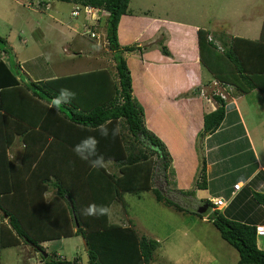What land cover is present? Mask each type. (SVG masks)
<instances>
[{
  "label": "trees",
  "instance_id": "obj_1",
  "mask_svg": "<svg viewBox=\"0 0 264 264\" xmlns=\"http://www.w3.org/2000/svg\"><path fill=\"white\" fill-rule=\"evenodd\" d=\"M60 1L108 12L105 39L114 52L117 76L97 69L23 81L16 77L17 65L3 61L12 49L0 37V249L24 243L42 253L44 242L80 237L86 262L77 256L67 260L41 255V263L149 264L158 242L109 222L111 206L123 203L125 194L152 191L159 203L177 212L184 208L153 187L158 167L174 171L165 144L145 127L143 108L132 96L130 71L121 56L133 50H120L117 36L129 0ZM196 35L199 62L213 80L240 95L258 91L264 96V21L254 40L228 37L225 30L199 28ZM213 101L216 108L203 116L199 141L215 133L225 118L226 102L215 95ZM131 136L138 145L127 143ZM17 138L22 144L18 159L10 156ZM200 164L194 188L205 190L204 157ZM163 177L167 180L165 173ZM194 190L180 192L194 196ZM252 198L264 207V193L253 191ZM201 202L212 207L209 201ZM209 214L221 238L238 253L236 264H264L257 225L231 220L218 210Z\"/></svg>",
  "mask_w": 264,
  "mask_h": 264
},
{
  "label": "rangeland",
  "instance_id": "obj_2",
  "mask_svg": "<svg viewBox=\"0 0 264 264\" xmlns=\"http://www.w3.org/2000/svg\"><path fill=\"white\" fill-rule=\"evenodd\" d=\"M72 8V3L60 0H0V37L4 38L12 49V53L4 58L10 65H16V61L19 60L21 68L19 66L17 69L18 72L21 71V78H25L24 69L40 71L41 77H46L79 74L100 68L109 70L114 79L116 64L114 52L110 50L108 41L104 38L106 35L104 17L99 32H96L99 38H90L85 32L90 21L84 20L83 16L73 18L70 14ZM127 15L137 18L165 19L169 22L184 24L186 27L205 29L212 33L225 30L231 36L254 39L258 37L264 21V0H129ZM49 26L55 27V31H52ZM191 31L192 38L194 35L193 39H196V32ZM163 32L164 30H161V33ZM130 48L133 50L125 55L122 52L121 56H125L124 59L129 62L132 75L136 77L137 71L141 73L142 68L139 66V69L135 70L130 62L142 61L139 59V51L145 48L139 49L136 44L131 45ZM153 48L161 55H165L164 46H160V42ZM23 60L30 62L22 64ZM147 65L152 67L148 70L149 74L158 75L155 70L156 64L147 63ZM211 85L210 83L209 87L202 91L213 98ZM139 87L140 84L137 85V89ZM185 104L187 109L180 111L172 110L166 104L153 118L151 126L154 125L165 134L180 135L182 132L186 134L187 119L193 117L195 126L200 122V115L198 108L188 106L190 102ZM241 106L242 116L249 130L253 131L254 135L259 132L263 133L264 102L261 93L252 91L245 95L241 100ZM150 108L151 106L148 105L146 109L143 108L144 122ZM254 139L256 140L255 137ZM17 141L18 138L13 146H18ZM126 141L137 144L132 136ZM185 146L174 144L172 147L174 150L178 147L181 150H187L182 148ZM259 148L260 145L257 143L258 156L264 161V153ZM196 149L199 161L194 186L200 181L202 158L201 142L198 138ZM10 151L14 153L13 150ZM111 167L108 163L107 168L114 171ZM164 173L167 178L165 183L162 181ZM250 186L253 185H247L246 190H249ZM153 187L159 189L167 199L184 206V210L180 213L173 207L159 203L151 191L138 195L125 194L123 203L115 202L109 214L111 222L125 225L129 221L131 228L139 237L158 242L159 246L149 264H234L239 260L238 253L221 238L219 232L209 221L211 214L203 217L206 218L203 220L199 218L195 210L191 209L193 208L191 205L184 204L182 200H187L192 196L179 195L180 191L175 190L174 175L171 171L162 172L158 167L155 171ZM52 193L53 191H50L46 196L50 197ZM249 204L264 211V207L257 206L253 199H250ZM115 212L121 215L117 220H113ZM240 214L234 215V218H227L239 221ZM2 220L0 213V223ZM47 252L60 254L67 260H72L76 256L81 261L87 259L84 243L80 237L53 241L48 245ZM232 252L234 255L229 261ZM41 255L42 253L23 243L16 247L0 249V264H41Z\"/></svg>",
  "mask_w": 264,
  "mask_h": 264
},
{
  "label": "crops",
  "instance_id": "obj_3",
  "mask_svg": "<svg viewBox=\"0 0 264 264\" xmlns=\"http://www.w3.org/2000/svg\"><path fill=\"white\" fill-rule=\"evenodd\" d=\"M72 4L74 7L75 4ZM106 16L107 14L104 16L105 21ZM49 28L55 31V27L49 26ZM161 30H164V32L161 33ZM191 30L197 32L198 29L186 27L184 24L169 22L165 19L137 18L129 15H123L120 18L117 30L120 50L129 48L133 44H136L138 48L140 46L145 48L139 51V59L142 61L130 62L135 70L139 69V66L142 68L141 73L137 71L136 77L132 75L129 62L125 61L131 74L132 96L140 103L142 108L146 109L147 105L151 106L149 112L146 114L144 124L149 131L165 144L168 152L170 151L171 165L174 170L175 190L177 191H191L195 189V174L199 161L196 149L197 135L202 129L203 116L214 111L216 108L213 98L205 95V92L202 91V89L209 87L213 78L199 62L197 38L193 39L194 35L192 38ZM227 35L228 37H241L231 36L228 33ZM249 39L254 40L253 38ZM159 42L160 46H164L166 50L164 52L165 55H161L158 50L153 48ZM146 47L149 48L147 49ZM126 53L129 52L123 51L122 54L125 55ZM4 57L6 56L3 55V61L8 65L7 59ZM29 62V60H23L21 63L27 64ZM16 63L18 64H16L17 67L20 66L21 68L19 60ZM147 63L151 65L156 64L155 70L158 75L150 73L151 76L148 73V70L152 67H148ZM24 74L25 78H21V71H19L17 77L23 81L31 82L73 75L64 74L41 77L42 73L40 71L31 69L30 71L24 69ZM115 77L116 75L114 79H116ZM138 84H140V87L137 89ZM244 96L232 89L228 100L229 105L225 108V118L221 126L215 133L199 141L201 142L202 157L206 160V189H196L194 196L182 201L184 204L191 205L193 207L191 209L195 211L200 204H205L201 201H209L212 206L211 211L218 210L224 216L232 218H234V215L241 213L240 218H238L240 222L264 227V211H260L258 207L249 204L250 199H253V191H264V161L259 158L257 150V143H259V149L264 153V131L263 133L259 132L254 135L253 131L249 130V126L242 116L243 112L241 110V100ZM189 102V107L192 105L194 109L198 108L200 122L194 126V118L190 117L187 119L188 130L186 134L184 132L180 135H174L173 133L165 134V132L154 125L151 126L153 118L161 112V109L166 104H168L170 109L180 111L186 110L187 106L185 103ZM17 142L18 146H14L11 149L14 153L12 154L10 151V156L16 159H18L22 151L20 140L18 139ZM174 144L186 145L182 148L187 150H181L179 147L177 150H174L172 147ZM162 179L163 183H165V178L163 177ZM250 184L253 186H250L247 191L246 186ZM165 191L167 192L166 189ZM172 192L174 193V191ZM243 192L244 194H241ZM179 193L182 196V193ZM213 201H219L221 204L215 206ZM118 217H121V215L115 212L113 220H117ZM205 219L203 218V220ZM109 222L111 221L109 220ZM118 225L131 227L129 221L125 225ZM52 242L41 244L43 247L42 255L44 258L52 255L62 258L60 254L47 252L48 245ZM257 246L259 249H264V236H258ZM233 255L234 252L230 254L229 261ZM236 260L237 258L234 262ZM83 262L86 261L84 260Z\"/></svg>",
  "mask_w": 264,
  "mask_h": 264
},
{
  "label": "built area",
  "instance_id": "obj_4",
  "mask_svg": "<svg viewBox=\"0 0 264 264\" xmlns=\"http://www.w3.org/2000/svg\"><path fill=\"white\" fill-rule=\"evenodd\" d=\"M107 13H108L107 11L100 9V8L93 7V6H89V5L81 6L79 4H75L73 7V10L71 11V16L76 19L83 16L84 20L90 21L89 22L90 24L89 26H87L85 32L86 34H89L90 38L98 39L99 37L96 32L97 31L99 32L100 27H101L100 26L101 19H103V17ZM107 17H108V14H107ZM211 84L212 85L210 86V90L212 91V95L219 96L222 100H224L226 102L225 108H227L229 105L228 100L230 98V93L233 88L228 85H221L215 80H213ZM263 99H264V96H263ZM213 204L217 206L221 204V202L213 201ZM256 234L259 237L264 236V227L262 226L257 227Z\"/></svg>",
  "mask_w": 264,
  "mask_h": 264
},
{
  "label": "water",
  "instance_id": "obj_5",
  "mask_svg": "<svg viewBox=\"0 0 264 264\" xmlns=\"http://www.w3.org/2000/svg\"><path fill=\"white\" fill-rule=\"evenodd\" d=\"M196 212L202 217H206L211 212V208L207 204H202L197 208Z\"/></svg>",
  "mask_w": 264,
  "mask_h": 264
},
{
  "label": "clouds",
  "instance_id": "obj_6",
  "mask_svg": "<svg viewBox=\"0 0 264 264\" xmlns=\"http://www.w3.org/2000/svg\"><path fill=\"white\" fill-rule=\"evenodd\" d=\"M213 211V210H212ZM257 227H259V226H257ZM263 227V226H262ZM258 237V236H257Z\"/></svg>",
  "mask_w": 264,
  "mask_h": 264
}]
</instances>
